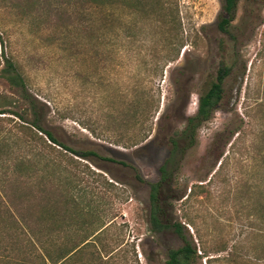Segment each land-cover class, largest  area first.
<instances>
[{
  "label": "rangeland",
  "instance_id": "374dc122",
  "mask_svg": "<svg viewBox=\"0 0 264 264\" xmlns=\"http://www.w3.org/2000/svg\"><path fill=\"white\" fill-rule=\"evenodd\" d=\"M166 1L177 8L184 46L160 76L171 39L145 17L123 10L103 26L93 10L91 38L80 39L74 26L63 40L59 0H0V69L2 55L10 58L58 141L99 157L64 154L17 117L1 115L10 148L0 154L11 165L23 162L21 180L11 175L5 188L11 212L0 206V218L41 221L54 236L59 218H86L92 225L79 237L106 227L89 238V264H99L100 250L109 264H165L182 243L171 230L149 232L148 183L159 178L168 138L225 68L217 109L172 179L169 191L181 199L167 209L196 246L194 264H264V0H239L227 33L216 28L220 0ZM119 20L130 38H115ZM0 93L18 97L1 76Z\"/></svg>",
  "mask_w": 264,
  "mask_h": 264
},
{
  "label": "trees",
  "instance_id": "16d2710c",
  "mask_svg": "<svg viewBox=\"0 0 264 264\" xmlns=\"http://www.w3.org/2000/svg\"><path fill=\"white\" fill-rule=\"evenodd\" d=\"M238 1L220 0L221 11L216 20V28L220 32H228L235 19ZM93 10H99V18L103 26L109 19H112L115 12L129 10L132 15L145 17L149 23L156 24L158 33L162 37L170 36V54H168V58H165L160 68V76H162V68L166 62H174L178 59L180 50L184 46L182 27L177 8L172 7L170 2L166 0H59V29H63L60 32L62 39L67 40L68 34H63V32H69V29L75 26L76 34L79 35L80 39L87 42L91 38V29L95 21ZM117 22L119 23L113 32L115 38L124 36L130 38V34L124 33L127 30L126 22L120 20ZM131 27L130 24L128 30ZM78 35H76L77 38ZM2 59L3 65L0 69V76L12 89L17 90L18 97L13 100L0 93V116L12 115L17 117L32 133L35 131V135L37 133L43 134L50 143L59 146L64 154L85 160L90 157H98L95 152L78 151L64 142L58 141L51 131L44 128V115L42 111L37 109V100L29 93L24 77L10 58L2 55ZM227 73L228 69H218L217 75L208 89L199 96L196 113L186 117L183 129L174 132L168 138L169 150L167 157L158 168L159 178L155 182L148 183L149 211L147 223L149 232L157 236L171 230L182 243L180 247L167 251L165 264H194L197 259V249L191 236L185 235L181 224L175 222L168 213L167 208H172L173 201L181 199L169 190L184 152L195 145L198 130L203 123L211 119L217 109L222 98V82ZM8 107L16 108L19 112L9 110ZM146 129L149 130V128ZM8 139L7 133L1 135L0 131V153L4 148H10ZM105 160L115 162L109 158ZM22 162V158H17V162L11 165L8 153L0 154V206L3 207L4 205L8 215L11 211L6 205L8 202L6 201L5 188L11 184L13 179L21 180L22 175L19 173V167ZM119 164L126 166L122 162ZM11 175H13V179ZM91 225L92 223L88 222L86 218H59V223L54 222L50 228V230L59 231V236H54L51 232H44L47 228L41 221L31 225L27 218H0L1 242L5 245L3 248L5 252H2L0 247V264H78L79 261L82 264H89V258L94 256L93 252L90 251L94 242L93 239L89 238L93 235L98 237L106 228L104 224H100L90 237L77 236L78 231L84 232ZM100 251L94 260L98 261L99 264H109L110 258L100 257ZM80 253L83 256L81 258L78 257ZM230 260L232 261V259Z\"/></svg>",
  "mask_w": 264,
  "mask_h": 264
}]
</instances>
